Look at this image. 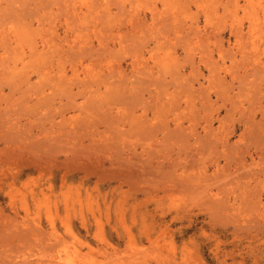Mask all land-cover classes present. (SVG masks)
<instances>
[{
	"label": "rangeland",
	"instance_id": "rangeland-1",
	"mask_svg": "<svg viewBox=\"0 0 264 264\" xmlns=\"http://www.w3.org/2000/svg\"><path fill=\"white\" fill-rule=\"evenodd\" d=\"M0 264H264V0H0Z\"/></svg>",
	"mask_w": 264,
	"mask_h": 264
},
{
	"label": "bare ground",
	"instance_id": "bare-ground-1",
	"mask_svg": "<svg viewBox=\"0 0 264 264\" xmlns=\"http://www.w3.org/2000/svg\"><path fill=\"white\" fill-rule=\"evenodd\" d=\"M199 180V179H198ZM48 217V216H47Z\"/></svg>",
	"mask_w": 264,
	"mask_h": 264
}]
</instances>
